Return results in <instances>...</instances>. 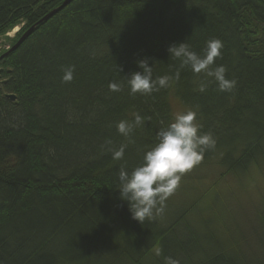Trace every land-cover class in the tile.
I'll return each mask as SVG.
<instances>
[{"label": "trees", "instance_id": "trees-1", "mask_svg": "<svg viewBox=\"0 0 264 264\" xmlns=\"http://www.w3.org/2000/svg\"><path fill=\"white\" fill-rule=\"evenodd\" d=\"M62 1L0 0V36L23 23L13 45ZM213 39L224 45L213 67L225 66L236 86L222 92L190 68L174 79L180 61L169 46L186 42L202 56ZM145 57L153 78L173 80L130 95L125 76ZM171 94L216 140L193 169L213 159L228 174L264 167V0H72L2 56L0 264H264V209L248 231L225 233L197 221L206 213L196 200H167L143 224L120 200V168L139 166L158 142L174 118ZM136 114L145 119L130 143L116 124ZM106 140L127 145L124 160L112 159Z\"/></svg>", "mask_w": 264, "mask_h": 264}, {"label": "clouds", "instance_id": "clouds-1", "mask_svg": "<svg viewBox=\"0 0 264 264\" xmlns=\"http://www.w3.org/2000/svg\"><path fill=\"white\" fill-rule=\"evenodd\" d=\"M224 45L219 39L209 40L201 56L192 51L186 43L170 45L168 52L171 57L180 61V68L175 72L174 79L179 80L180 69L190 68L194 74H203L212 78L222 92H230L235 86V80L226 77L227 69L223 65H216L215 60L222 56ZM140 71H134L127 78L130 95H151L170 86L172 76L153 78V65L149 66V58L137 61ZM74 66L64 69L62 80L71 82ZM207 84H199V91H206ZM109 89L114 92L122 90L121 84L112 82ZM144 117L139 114L134 119L120 120L116 124L119 134L131 140L134 129L144 123ZM158 142L147 150L142 163L130 172L121 167L118 173L119 198L126 202L131 218L140 224L154 219L164 211L166 201L171 197L185 173L199 165L206 151L214 149L216 140L211 132L204 133L197 123V112L187 110L175 114L173 120L157 133ZM111 140H106L103 146L110 152L115 161L124 160L127 145L121 144L119 148L111 146ZM166 264H178L171 257L165 258Z\"/></svg>", "mask_w": 264, "mask_h": 264}, {"label": "rangeland", "instance_id": "rangeland-1", "mask_svg": "<svg viewBox=\"0 0 264 264\" xmlns=\"http://www.w3.org/2000/svg\"><path fill=\"white\" fill-rule=\"evenodd\" d=\"M22 25L20 23L0 36V54L12 46ZM14 28H17L15 33ZM169 100L173 116L191 110L173 94ZM192 172L191 175L184 174L169 201L192 203L196 200L199 211L206 213L197 221H208L214 230L237 233L239 229L248 231L255 225L250 219L264 209V167L252 165L245 173L228 174L213 159Z\"/></svg>", "mask_w": 264, "mask_h": 264}, {"label": "water", "instance_id": "water-1", "mask_svg": "<svg viewBox=\"0 0 264 264\" xmlns=\"http://www.w3.org/2000/svg\"><path fill=\"white\" fill-rule=\"evenodd\" d=\"M72 0H63L57 7L53 8L51 11H49L46 15H44L41 19H39V21H37L35 24L31 25L29 28H27L20 36L19 38L16 40V42L7 50L5 51L3 54L0 55V58L2 56H4L5 54H7L9 51H12L14 49H16L26 38L29 34H31V32H33L35 26L43 21L48 20L53 14H55L57 11L61 10L62 8H64L68 3H70ZM7 97H9L10 99H14V95L13 94H6Z\"/></svg>", "mask_w": 264, "mask_h": 264}, {"label": "bare ground", "instance_id": "bare-ground-1", "mask_svg": "<svg viewBox=\"0 0 264 264\" xmlns=\"http://www.w3.org/2000/svg\"><path fill=\"white\" fill-rule=\"evenodd\" d=\"M16 30H17V28H14V30H13V33H15L16 32ZM9 49V48H8Z\"/></svg>", "mask_w": 264, "mask_h": 264}]
</instances>
